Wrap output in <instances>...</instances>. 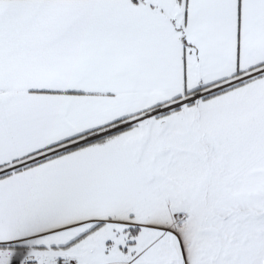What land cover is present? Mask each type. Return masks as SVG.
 Returning <instances> with one entry per match:
<instances>
[{
  "label": "snow or ice",
  "instance_id": "obj_1",
  "mask_svg": "<svg viewBox=\"0 0 264 264\" xmlns=\"http://www.w3.org/2000/svg\"><path fill=\"white\" fill-rule=\"evenodd\" d=\"M0 264H264V0H0Z\"/></svg>",
  "mask_w": 264,
  "mask_h": 264
}]
</instances>
